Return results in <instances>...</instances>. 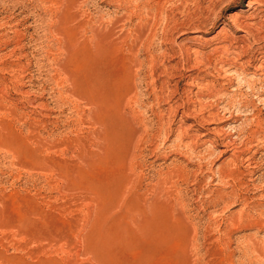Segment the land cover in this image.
Returning <instances> with one entry per match:
<instances>
[{
	"label": "rangeland",
	"instance_id": "obj_1",
	"mask_svg": "<svg viewBox=\"0 0 264 264\" xmlns=\"http://www.w3.org/2000/svg\"><path fill=\"white\" fill-rule=\"evenodd\" d=\"M248 3L0 0V264H264Z\"/></svg>",
	"mask_w": 264,
	"mask_h": 264
},
{
	"label": "bare ground",
	"instance_id": "obj_2",
	"mask_svg": "<svg viewBox=\"0 0 264 264\" xmlns=\"http://www.w3.org/2000/svg\"><path fill=\"white\" fill-rule=\"evenodd\" d=\"M260 2V0H249V3H248V8L250 9V11H251V9L253 10V9H256V6L258 5V3ZM230 18H232V20H234L235 21V23H238L240 20L239 19H244V17H242L241 15H239L238 13H233V15H231V17ZM244 21V20H243ZM246 21V20H245ZM241 23V22H240ZM244 24H247V23H242V25H244ZM247 26H249L248 24H247ZM256 26V25H255ZM252 27V26H251ZM258 27V26H257ZM250 28V27H249ZM253 28V27H252ZM221 43V42H220ZM84 46V45H83ZM234 48V47H233ZM218 49H220V51L222 50H224L225 52H227V53H230L229 51L232 49V42L231 41H229V40H227V41H225V42H222L221 43V47H219ZM189 51V50H188ZM197 52V51H196ZM222 53H224V52H222ZM89 54V53H88ZM225 54V53H224ZM245 54V53H244ZM196 55V54H195ZM198 55H201L200 54V52H199V54H197L196 56H198ZM195 56V57H196ZM205 57V56H204ZM197 58V57H196ZM200 58V57H199ZM197 60V59H196ZM199 60V59H198ZM209 60H211V58L209 59ZM189 61V60H188ZM198 62V61H197ZM201 62V61H200ZM208 62V61H207ZM229 63V62H228ZM205 64H206V62H205ZM216 64V63H215ZM197 65V64H196ZM255 66V65H254ZM223 67V66H222ZM259 67V66H258ZM258 67L257 68H255V70H258ZM204 68V67H203ZM205 69V68H204ZM259 69H261V68H259ZM220 70V69H219ZM263 70V69H262ZM259 71V70H258ZM257 72V71H256ZM222 72H220V74L218 75L219 77L220 76H226V72H225V74H221ZM234 73V72H233ZM263 73V72H262ZM254 74V73H253ZM208 78V76H212V74H211V72L210 73H207L206 71L205 72H203L202 73V71H201V74H199V75H197V79H199L200 77H204L205 78V76ZM255 75V74H254ZM212 77H214V76H212ZM215 77H217L216 75H215ZM194 80V79H193ZM196 80V79H195ZM193 82V81H192ZM196 85V84H195ZM191 86H192V84H191ZM251 87V86H250ZM214 92V91H213ZM216 92V91H215ZM204 119V118H203ZM202 119V120H203ZM206 119V118H205ZM209 131V130H208ZM212 131H215L214 129H212L211 131H209L210 133H212ZM216 132V131H215ZM214 132V133H215ZM217 132H222V131H218L217 130ZM205 134V133H204ZM218 134V133H217ZM206 136V135H205ZM218 137H220V136H218ZM230 144V143H229ZM249 145V144H248ZM224 151H226V149L224 150ZM223 153H225V152H223ZM236 153V152H235ZM226 168V167H225Z\"/></svg>",
	"mask_w": 264,
	"mask_h": 264
}]
</instances>
